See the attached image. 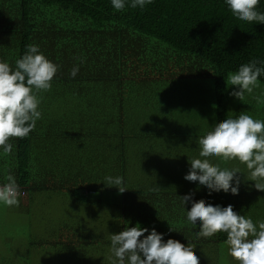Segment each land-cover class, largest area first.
I'll use <instances>...</instances> for the list:
<instances>
[{
	"label": "trees",
	"instance_id": "trees-1",
	"mask_svg": "<svg viewBox=\"0 0 264 264\" xmlns=\"http://www.w3.org/2000/svg\"><path fill=\"white\" fill-rule=\"evenodd\" d=\"M257 7L264 11V0ZM30 43L59 65L52 84H67L80 96L82 92L87 112L100 110L109 127L121 126L109 117L124 114L137 81L151 100L159 99L151 101L161 108L155 113L161 114V121L153 118L156 127L173 136L188 119L194 122L190 135L195 136L231 114L232 86L225 78L241 63L264 58V24L234 19L223 0H151L143 9L126 5L122 10L114 9L110 0H0V59L14 66ZM78 57L84 62L76 77H70ZM248 96L240 104L258 116L264 105L253 98L249 103ZM203 107L206 119L201 117ZM37 124L27 137L12 138V153L0 156V182L11 172L30 203L36 191L51 189L52 184V170L39 167L35 158ZM151 126L142 132L154 135ZM233 196L204 193L221 206L231 204ZM78 242L63 247L64 256L79 258L75 264H91L87 243ZM65 263L71 264L68 259Z\"/></svg>",
	"mask_w": 264,
	"mask_h": 264
},
{
	"label": "clouds",
	"instance_id": "clouds-1",
	"mask_svg": "<svg viewBox=\"0 0 264 264\" xmlns=\"http://www.w3.org/2000/svg\"><path fill=\"white\" fill-rule=\"evenodd\" d=\"M116 10L126 7L143 9L151 0H110ZM260 0H223L231 16L241 22L264 24V11L257 6ZM74 64L69 72L76 77L83 58ZM59 65L51 61L40 50L39 45H25L23 54L11 66L7 60L0 59V156L13 151L12 138H25L35 129L41 119L39 108L41 96L38 93L52 88L53 79ZM264 77V58L253 57L227 73L226 84L232 87L229 96L244 102L251 95L257 104L264 103V89L260 88V78ZM198 152L188 157L189 170L184 179L203 187L209 196L212 193H239L242 183L258 191H264V119L249 115L246 111L229 115L222 122L212 126L196 139ZM243 165V170L239 167ZM238 174H243V179ZM104 184L115 186L124 192V179L120 175H106ZM160 187L150 188L158 191ZM23 193L15 176L7 172L0 182V206H17ZM194 193L179 196L185 206V223L199 225L194 230L195 238H209L223 233L222 242L227 255L235 264H264V218L255 221L249 215L234 211L228 204L213 205L201 199L193 200ZM170 225V224H169ZM171 231H174L170 227ZM147 233V235H145ZM164 233L155 228L149 230L125 225L119 233L108 234L110 241L108 256L111 264H199L198 256L189 246L179 240L163 239Z\"/></svg>",
	"mask_w": 264,
	"mask_h": 264
},
{
	"label": "crops",
	"instance_id": "crops-1",
	"mask_svg": "<svg viewBox=\"0 0 264 264\" xmlns=\"http://www.w3.org/2000/svg\"><path fill=\"white\" fill-rule=\"evenodd\" d=\"M143 91L146 93V90ZM80 93L81 96L76 89L64 83L52 84L50 90L38 93L41 96L39 108L43 107L45 114H42L37 124L40 136L34 144L37 152L35 158L40 163L39 167L45 166L52 170L50 175L52 184L51 189L36 191L34 199L43 197V193L59 195L65 192L64 196H70L71 207L76 201H80L83 208L88 209L90 225H100L101 228L106 222L105 213L110 209V215L118 219L116 221L119 232L126 224L131 227L139 223L141 227L149 230L155 228L158 232L164 233L165 241L173 238L189 246V239L195 245L193 251L198 256L199 264H235L227 255L226 246L222 245L226 237L219 239L223 233L197 239L194 230H199V225L193 229L185 223V207L190 208L191 202L184 206L179 196L192 192L194 201L203 199L213 205L218 203L204 197L207 191L203 187L197 188L194 182L184 179L189 170L188 157L198 152L196 143L198 135L183 134L184 124L175 128L177 132L173 136L168 129L161 131L159 127H156L154 135H146L147 130L138 134L133 129L123 131V115L109 117L111 121L121 124L114 128L109 127L100 110H95L97 114L87 112L90 107L84 108L83 94ZM152 109L154 113L147 121L153 118L155 121H161L159 118L161 114H155L157 112L154 106ZM145 116L147 118V115ZM153 123L154 121L150 126ZM46 126L50 127L46 129ZM109 128L111 130L107 131ZM161 132L165 134L161 135ZM123 133L133 134L138 138L135 141L127 139L122 136ZM135 142L144 143L145 147L148 145L154 147L157 143L156 155L152 153L151 157L144 158L146 162L154 163L153 169H143L138 159L133 158L129 161L127 149ZM239 167L243 170L244 166ZM106 175L122 176L126 190L121 193L117 187L105 185ZM238 175L243 179V174ZM253 183L251 181L242 183L239 193L231 197L230 203L234 206V211L249 215L255 221L264 218V191L250 187L249 185ZM155 186L160 187L158 191L149 190ZM20 199H22L20 205H23L24 197ZM85 213L79 211L81 215L78 213L74 214V217L69 215L71 227L59 232V242L63 246L60 245L75 246L77 245L75 243L82 240L87 243L88 250H92L93 258L90 259V263L104 264L105 261L101 259L104 254L96 255L93 248L98 247L101 250L102 245H108L105 241L107 237L104 235L106 232H95L98 226L80 231V228H83L78 225H81L82 219L78 217ZM170 227L174 231H171ZM88 229L92 232L87 234L85 230ZM106 263L111 264L109 261Z\"/></svg>",
	"mask_w": 264,
	"mask_h": 264
},
{
	"label": "rangeland",
	"instance_id": "rangeland-1",
	"mask_svg": "<svg viewBox=\"0 0 264 264\" xmlns=\"http://www.w3.org/2000/svg\"><path fill=\"white\" fill-rule=\"evenodd\" d=\"M132 89V93L130 94L132 103L130 102V106L126 104L123 114L122 128L123 131L133 129L134 132L138 134L139 132L143 131V127L148 126V124L150 125V123L154 121L153 119H151L149 122L147 121L149 119L148 117L152 116L154 113V109H152L153 106H151V101L155 103L159 99L154 98L151 100L150 96L147 95L145 91H143L145 89L141 88L137 81L133 84ZM261 89H264V85L262 84H260L259 89H256V93L258 94ZM252 98V96L251 98L249 97V103H251L253 100ZM230 102L232 104L230 115L235 116L242 111L247 112V105L246 107H242L240 100L230 97ZM260 104L264 105V103ZM159 106L160 105L157 104L155 108ZM40 110L42 114H45L43 107H40ZM156 110H159V108ZM202 112L203 115H201V117L206 119L204 107ZM251 112L247 113L256 118H261V115L264 114V106L258 112L259 117ZM145 115H147V118ZM193 123V121L188 119L182 123V125L184 124L183 134L193 132V128L191 127ZM155 124L156 123L154 121L151 127L156 128ZM155 128L153 129L154 131H156ZM180 131L181 129H179V132ZM122 136L127 139H134V141L136 138H138V136L133 134L123 133ZM152 153L156 155L157 143L154 145V147L152 145L145 147L144 143L137 144L135 142L129 145L127 149V154L130 156L129 161L133 158L138 159V161H141L140 164L145 170H150L155 167L153 162L150 163L144 160V158L148 156L151 157L150 154ZM65 194V192H61L59 193V196L55 193H43V197H39L34 203H30L27 198H24V204L20 205L22 199L19 198L20 202L17 206H0V264H66L65 259H68L71 264H75L76 260L79 258L76 259L73 256H69L68 258L65 257L64 251L61 250L64 248L57 243L59 240V232L61 233L62 230L66 231L68 227H71V224L69 223V215L74 217V214H79V211L86 212L82 217H78L82 219V223H80L81 225H78L83 228H80V231H84V228L87 227L92 229V227L98 225H90L88 222V209L86 207L83 208V205H81L80 201H76L71 207L69 204L70 196H64ZM27 206L29 207L27 208ZM109 212L110 209H108V212L106 211L105 213L107 216L105 219L106 222L101 225V228L99 225L94 230L95 232H106L104 234L105 237H107L108 234L119 233V225L118 221H116L118 219L111 216ZM85 231L87 234L88 232H92L89 231V229ZM44 238L47 242L41 241ZM35 239L37 240L33 241ZM32 241L34 243H31ZM105 241H107L108 245H102L101 250L98 247L93 248V250L96 255L104 254L101 256L103 257L101 259L105 261L104 264H108L106 262H110L108 256L111 255L109 252L110 241L107 238ZM88 252H92V250H88Z\"/></svg>",
	"mask_w": 264,
	"mask_h": 264
}]
</instances>
